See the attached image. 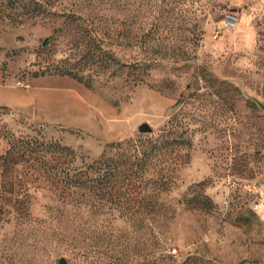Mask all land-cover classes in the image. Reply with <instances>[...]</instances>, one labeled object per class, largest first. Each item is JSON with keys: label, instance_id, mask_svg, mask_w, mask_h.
Returning <instances> with one entry per match:
<instances>
[{"label": "rangeland", "instance_id": "obj_1", "mask_svg": "<svg viewBox=\"0 0 264 264\" xmlns=\"http://www.w3.org/2000/svg\"><path fill=\"white\" fill-rule=\"evenodd\" d=\"M263 92L264 0H0V155L13 135L81 166L158 139L166 176L153 220L141 204L137 218L64 206L47 175L15 165L0 178V264H264Z\"/></svg>", "mask_w": 264, "mask_h": 264}, {"label": "trees", "instance_id": "obj_2", "mask_svg": "<svg viewBox=\"0 0 264 264\" xmlns=\"http://www.w3.org/2000/svg\"><path fill=\"white\" fill-rule=\"evenodd\" d=\"M200 36V32L195 36L197 43ZM6 138L9 147L0 155L2 180L9 176L15 165L27 164L37 173L47 175L48 181L55 186L57 202L64 206L79 208L104 200L103 206L108 204L112 209H120V217L137 218L140 204L147 208L149 219L162 216L158 213L157 199L166 189V176L160 168L163 157L158 139H130L124 143H112L109 146L114 149L112 154H104L89 164L78 166L74 150L59 142L15 138L13 135ZM2 180L0 187L3 186ZM29 203L27 197L15 199L19 226L31 223ZM2 214L9 212L2 210ZM54 221L55 225H60L59 217L54 216L50 223ZM68 221L75 225L74 219L67 217L66 223ZM55 235H58L57 230L52 233V236ZM24 239H28V235ZM38 243L40 241L35 240L34 247ZM152 243L153 248H162L155 239ZM124 249L117 253L119 261H124L127 256ZM151 254L152 251L148 256Z\"/></svg>", "mask_w": 264, "mask_h": 264}, {"label": "water", "instance_id": "obj_3", "mask_svg": "<svg viewBox=\"0 0 264 264\" xmlns=\"http://www.w3.org/2000/svg\"><path fill=\"white\" fill-rule=\"evenodd\" d=\"M253 101H255L258 105V107L264 112V92L262 94V101L257 100L256 98H251ZM137 132L140 134H151L152 133V127L144 122L137 126L136 128ZM55 264H67V260L64 257H61L56 260Z\"/></svg>", "mask_w": 264, "mask_h": 264}]
</instances>
